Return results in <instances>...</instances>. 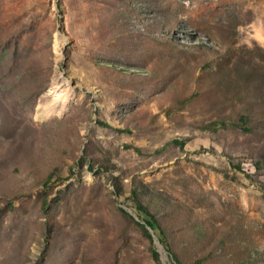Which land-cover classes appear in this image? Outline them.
Listing matches in <instances>:
<instances>
[{
  "label": "rangeland",
  "instance_id": "1",
  "mask_svg": "<svg viewBox=\"0 0 264 264\" xmlns=\"http://www.w3.org/2000/svg\"><path fill=\"white\" fill-rule=\"evenodd\" d=\"M0 264H264V0H0Z\"/></svg>",
  "mask_w": 264,
  "mask_h": 264
},
{
  "label": "bare ground",
  "instance_id": "2",
  "mask_svg": "<svg viewBox=\"0 0 264 264\" xmlns=\"http://www.w3.org/2000/svg\"><path fill=\"white\" fill-rule=\"evenodd\" d=\"M56 91V90H55ZM67 92V91H66ZM56 93V92H55ZM59 93V92H58ZM61 94V93H59ZM55 95V94H54ZM51 96V95H50ZM61 96V95H60ZM52 97V96H51ZM62 98V97H61ZM55 97L52 100H49L45 105H42L37 113L36 118L39 120H47L51 117H53L56 114H61L64 112V110L67 107V104L63 99ZM69 100V99H68ZM164 258H166V254L163 253Z\"/></svg>",
  "mask_w": 264,
  "mask_h": 264
},
{
  "label": "trees",
  "instance_id": "3",
  "mask_svg": "<svg viewBox=\"0 0 264 264\" xmlns=\"http://www.w3.org/2000/svg\"><path fill=\"white\" fill-rule=\"evenodd\" d=\"M241 118L244 119L245 117L241 116ZM135 210L138 213V215L141 218H143L144 221L151 228L154 229V231L158 235L159 239L163 242L164 241L163 231H162V228L160 226V223H159V220L157 219V217L152 212H150L147 208H145L143 205H140V204L135 207ZM155 254H157V252H155Z\"/></svg>",
  "mask_w": 264,
  "mask_h": 264
},
{
  "label": "water",
  "instance_id": "4",
  "mask_svg": "<svg viewBox=\"0 0 264 264\" xmlns=\"http://www.w3.org/2000/svg\"><path fill=\"white\" fill-rule=\"evenodd\" d=\"M154 236H155V238H156V242H157V244H158V246H159V250H160V252H161V248H163V246L161 245V243H160V241L158 240V238H157V236L154 234Z\"/></svg>",
  "mask_w": 264,
  "mask_h": 264
}]
</instances>
